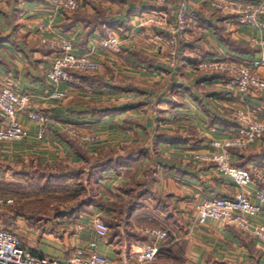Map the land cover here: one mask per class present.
I'll return each instance as SVG.
<instances>
[{
	"label": "crops",
	"instance_id": "obj_1",
	"mask_svg": "<svg viewBox=\"0 0 264 264\" xmlns=\"http://www.w3.org/2000/svg\"><path fill=\"white\" fill-rule=\"evenodd\" d=\"M206 1L194 0L191 5L207 8ZM80 3L77 13L67 14L57 10L51 0H0V89L11 88L18 95L31 96L32 109L56 118L60 127L77 126L99 133V144L83 151L95 155L98 150L108 149L113 157L106 159L105 168L102 166L106 161L98 160L95 163L101 167L93 171L86 169L87 160L73 151L59 129L52 128L38 141L37 126L19 115L17 120L29 136L24 142L0 144V186L17 189L25 186L20 180L27 183L33 179L35 169L31 167L36 163L48 168L49 179L56 174L53 166H60L59 178L74 175L89 182L94 176L91 182L108 192H119L122 186L130 189L147 184L149 188L139 196L140 207L132 210L125 226L133 223L134 218L140 229L166 230L170 236L161 244L157 259L144 264H264V247L257 239L218 223L195 224V206L201 199L230 196L239 191L213 164L194 160L196 155L214 154L212 144L230 137L228 130L233 122L226 115L229 102L224 99V93L208 95L202 91L216 80L204 75L191 79L200 74L192 68L188 73L191 82L175 77L179 66L171 68L164 51L153 45L151 33L136 27L135 13L155 10L154 0H82ZM223 19L205 14L195 19L193 38L196 36L197 42L186 45L191 48V57L185 56L186 65H180L184 70L195 66L204 54L226 50L245 60L261 58L264 45L252 48L242 42L240 35L230 34L229 39L238 46L229 49L228 43L213 35V29L222 28L219 24ZM39 23L44 29L38 28ZM104 26L129 35L120 54L98 49ZM153 34L158 35L156 31ZM161 35L158 36L163 38ZM248 35L264 41V32H248ZM42 40L46 43L69 40L76 55L93 52L92 59L99 65L98 74L77 76L76 84H60L55 88L45 79L53 51ZM258 71L264 77V67ZM165 81L168 88L179 86L175 89L178 94L170 98L161 95L158 88ZM55 91L65 92L66 98L51 99ZM217 98L224 102L218 108L205 106L206 100ZM248 103L256 112L255 119L264 121V98L249 97ZM151 109L161 118L153 117ZM185 123L191 129V136L183 135ZM228 152L232 166L255 170L254 175L264 176V136L243 151ZM255 190L256 184L249 186L251 194ZM119 193L116 195H126ZM250 221L264 226V204ZM146 239L141 237L142 241ZM114 242L110 245L107 241L97 242V252L118 257L120 247L112 245ZM130 249L124 264H129ZM119 260L118 257L116 261L120 263Z\"/></svg>",
	"mask_w": 264,
	"mask_h": 264
},
{
	"label": "built area",
	"instance_id": "obj_2",
	"mask_svg": "<svg viewBox=\"0 0 264 264\" xmlns=\"http://www.w3.org/2000/svg\"><path fill=\"white\" fill-rule=\"evenodd\" d=\"M171 0H157L156 11H149L145 19H161L170 17L179 23L188 14L191 15V39L196 34L195 12L189 11L188 5L194 0H174L177 3L173 7L172 14L165 4ZM215 11L224 15L222 28L226 34L241 36L242 40L251 46L264 45L261 38L248 35V32L263 34L264 32V0H208L206 1ZM58 10L64 12H76L80 9L81 3L78 0H52ZM147 12L136 15L139 20H145ZM185 17V18H184ZM195 21V22H194ZM184 25V24H183ZM44 26L42 25V28ZM183 31V29H180ZM201 31V29H198ZM104 37L99 40L98 49L105 52H118L121 44L117 33L111 27H103ZM44 43H46L43 40ZM173 36L171 44L176 43ZM54 53L53 62L45 75L47 82L52 84L71 85L72 76L68 71H96V62L92 60L93 52L88 51L79 55L75 54L73 43L69 40H55L48 42ZM264 67V53L259 60L248 61L230 51H223L220 56H213L210 53L196 60L195 66L191 68L195 72L204 73V76L213 77L216 86H224L233 90L235 98L243 100L254 92L264 96V78L257 72ZM57 87V86H55ZM253 92V94H252ZM63 94L57 91L50 95V98H60ZM258 97V96H253ZM31 96L18 95L11 88L0 89V144L22 142L27 139L28 133L15 120L19 114L38 126V138H42L47 126H57L50 116L42 115L40 112H30L29 105ZM230 137L224 142H214V154L196 155L194 160L197 163L213 164L216 171L225 178L230 179L238 188V192L230 196L218 198H203L195 206V224L204 226L208 223H218L230 226L250 237L257 239L264 247V226L251 223V219L260 213L264 204V176L254 175L255 170H246L231 165L229 150L238 152L247 149L257 139L264 136V121L250 117L248 113L241 111L234 115L233 126L228 130ZM70 136L77 137L78 133L69 130ZM78 138V137H77ZM82 139V138H80ZM256 184V190L251 194L249 186ZM255 200L257 203H254ZM13 204L12 199L0 198V209ZM12 217V216H10ZM13 218V217H12ZM20 225H27L22 218H14ZM92 235L94 241L87 243L84 247L71 248L67 256L55 258L34 252L31 247L23 244L20 236L9 228H4L0 221V264H120L113 257H106L96 250L97 241L106 242L110 228L100 219L94 218L91 221ZM147 239L134 245L128 256L129 264H144L154 262L160 251L161 244L167 239L166 230L140 229Z\"/></svg>",
	"mask_w": 264,
	"mask_h": 264
},
{
	"label": "rangeland",
	"instance_id": "obj_3",
	"mask_svg": "<svg viewBox=\"0 0 264 264\" xmlns=\"http://www.w3.org/2000/svg\"><path fill=\"white\" fill-rule=\"evenodd\" d=\"M81 1L82 0H78V2H81ZM156 2L157 0H154L155 6H156ZM165 5L167 6V9L170 10V8H173V7L176 8L177 3L174 0H171L169 1V3ZM187 5H188L190 12L191 11L195 12L194 20L197 19L198 16H200L201 14L202 16L205 14L207 17L214 18L217 20H219L220 17H224L222 13L215 11L210 5L207 6V8L206 6H201L198 4L193 6L191 5V2ZM156 9L154 11H156ZM198 11L200 12V14L197 15ZM141 12H144V11H137L135 13V17H137L136 15L140 14ZM148 12L149 11H147L146 13L147 16L143 17L144 19L148 17H155L152 15H149ZM65 13L73 14L74 12L73 13L65 12ZM156 18L157 20L155 19L139 20L138 18H136V27L138 29H144L148 31L149 34L151 33V37H152L151 39L154 41L152 42L153 45L157 44L159 49L164 51V53L167 56L168 65L171 68H176L177 66H179V68H177L176 71L174 72L175 77H179L180 80H183L185 82H191V79L202 76L204 73L200 72V74L198 75L196 74L195 76L191 77V79H189L188 73H191V66H189L190 71L189 69L184 70L181 67V66H185L186 59L188 60V58L191 57V48L190 46H186V45L188 44L191 45V41L197 42L196 36L195 38L191 39V15L188 14L187 17L186 18L184 17L185 19L180 20L179 23L177 21L175 23L172 20V15L170 17L166 16L163 19H161L160 17H156ZM42 25H43L42 23H39L38 28L41 29ZM219 25L222 26V24H219ZM180 29H183V31H181ZM112 30L117 33L118 39L121 42V44L119 45L120 46L119 51L113 52V54L118 55L121 53L123 49V44L130 37L128 34H126V31L117 32V30L113 28ZM155 31L158 33V35L160 33L164 35V37L160 38L158 35L153 34L155 33ZM217 31H219L220 33H216ZM213 32L215 33V34L213 33V35L218 40H222L225 44L230 43L233 47L238 46V45H235L229 39L230 33L226 35L223 28H219L215 30L213 29ZM173 36L176 38V41H177L174 45L171 44V40ZM155 38L157 39L159 38V39L156 40ZM242 42L244 41L242 40ZM42 43L49 47L48 43H44L43 40H42ZM246 45L252 48H256V46H251L249 44H246ZM243 48L248 49L247 47H243ZM220 53L222 54L223 52H220ZM220 53L215 52L213 56L218 57L220 56ZM212 54L213 53H211V55ZM53 56H54V53H53ZM185 56H189V57L187 58ZM248 61H252V60H248ZM96 65L98 67L96 71H68V74L72 76L71 84H76L74 78L77 76H82V77L88 76L89 77V76L97 75L99 72V65L97 63ZM257 72L259 73V71ZM259 75L263 77L260 73ZM49 84H51L54 87L60 85V84L55 85L52 83H49ZM166 84L167 82L165 81L158 88V90H161V95L163 94L165 98H170L172 94L174 95L178 94L176 93L175 89H177V87L179 86L174 85L173 87L169 86L170 88H168ZM216 85L217 84H210L208 87H204V90L202 91L208 93V95L210 93H213L214 95H216L218 94L217 91L218 92L220 91L224 93L223 95L225 97L228 96L227 98L224 97V99H227V102H229L227 103L228 112L226 115L228 119L231 120V122L234 121L235 113L239 111L243 113H248L250 117L253 116L254 109L249 106V103H248L249 97H247L246 99L244 97L243 100H239V98H235V95H234L235 92L233 90H230L229 88H226L224 86L220 87ZM187 92H189V90ZM58 94H63V96H61L60 98H53L54 100H64L66 98L65 92H58ZM253 96L264 98V96L259 95L258 92H254V95H250V97H253ZM234 102H236L239 105L234 106L233 105ZM220 103L222 104L224 103V102H220V98H217L216 100L215 99L206 100L205 106H208L213 110L214 109L213 106L218 108L220 106ZM31 106L32 104L30 103L29 105L30 112H40V114L42 115H46L48 117L50 116L49 114H46L45 112H42L39 110H33ZM153 106L155 107V105ZM151 110H152V113L154 114L153 117L156 116L157 118H161V117H158L160 115L157 113V111H154L153 109ZM255 113L256 112H254V114ZM19 115H22V114H19ZM19 115L15 117V120L22 128H24L22 124H20L17 120V117ZM22 116H25L26 119L29 122H31L27 118L26 115H22ZM50 118H52V120L56 124L60 123L59 120H57L56 118H53L52 116H50ZM31 123L34 124L33 122ZM183 125L186 126V129L184 130L188 129V131L186 132H184L183 130V135L191 136V129L187 127L186 123ZM52 128L59 129L58 131H60V134H62V136H64L70 142L71 141L75 142L76 144L75 148L78 149V152L80 153L83 152L84 158L88 162L84 166V168L86 169H89V167L92 164H95V162H97L98 160L106 161V159L113 157L112 151H109L108 149L98 150L96 151L95 155H89L87 152L83 151V150H86V148H91L99 144V142L101 141L99 133L93 130L81 129V128L79 129L77 128V126L74 127V126H69V125L66 127L65 126L60 127V125L59 126L57 125L55 127L47 126L46 128L47 131L45 135L49 131H51ZM69 130L74 131V132L76 131L78 133V136H77L78 138L70 136ZM45 135L42 138H38V136H36V138L39 141V140H42L45 137ZM176 138H181V136H176ZM12 143H19V142H12ZM7 144H11V143H7ZM154 151L155 150L153 149V152ZM201 164H205V163H201ZM43 167L45 166L40 165L38 163H36L33 167H31V169L33 168L35 169V176L33 177V179H30L29 182L27 183L26 181L20 180V182L22 181L26 185L20 187L22 188L21 189L22 191L21 190L19 191L17 190V188H15L14 190L15 191L17 190V191L16 193H14L13 197L12 196L10 197L9 195H7V193L4 194L3 190H5V188L4 187L1 188L0 186L1 188L0 198H3L5 200L13 199V204L11 205V208H8L9 207L8 206L6 208L0 209V221L3 224L4 228H9L11 229V231L19 235L20 239H22L23 244L25 246H27L28 248L31 247L34 250V252L41 253L43 255L50 256V257L61 258L64 255L67 256L71 248L84 247L86 243H89L95 240L92 235V228H91V221L94 218H98L101 221L107 222V224L111 225L112 228L109 226L111 230H110V233L107 239V243L109 245L113 243V241H115L114 244L112 245L118 244L119 245L118 248L120 247V249L123 248L128 251V249H130L131 247L130 245L134 244V242L135 243L142 242L141 237L143 236V234L142 232H140L141 225H138L137 220L134 218H133V221H134L133 223H129L128 226H124L125 228L124 230H120L121 234L117 232V229L119 227L117 225L121 223V218H122L120 211L123 208V206L126 205L125 202L130 198V195L129 197L127 195H125V197H120L116 195V193L120 192L122 194L121 191L117 192L116 190H114V192H108L105 188H100L97 185V183L91 182L92 180H95L94 176L90 180V182H87L86 180H83V179L81 181L80 180L81 178L80 179L74 178L71 180H64V181L58 180L59 170L58 168H55L56 166H53V173H56V174H53L51 176L52 179H49L48 176L46 175L49 172L47 171L48 168L47 167L43 168ZM43 174H45L44 179H43ZM78 184L79 185L82 184L80 186L81 188L82 186L84 187V189H81L82 194H80V196L74 198L69 195L70 193L68 194L64 192L66 189L69 188L68 186L73 185L74 187H76ZM65 187H68V188H65ZM70 188H73V187H70ZM131 188H134V187H131ZM122 189L125 192L129 191L128 187H125V186H122ZM136 189L140 190V188H136ZM23 191L26 192L24 196H22ZM87 201L92 202V205L89 207L86 205H83V206L80 205L82 203L83 204L87 203ZM136 202L137 203L136 205H134V208L140 207V203H139L140 200L137 199ZM93 209H97L99 212L95 211L94 213L92 211ZM13 210L18 211V212L21 211L23 215L20 214L19 217L24 219L25 221H28V222L30 221V223H27V225H23V224L20 225L19 223H17L14 218L10 217L14 215L12 213ZM109 210H114V211H112V213H109L107 212ZM127 220L124 219V222H126ZM115 255H117V253H115ZM113 257L116 260H118L119 256L118 257L113 256Z\"/></svg>",
	"mask_w": 264,
	"mask_h": 264
},
{
	"label": "trees",
	"instance_id": "obj_4",
	"mask_svg": "<svg viewBox=\"0 0 264 264\" xmlns=\"http://www.w3.org/2000/svg\"><path fill=\"white\" fill-rule=\"evenodd\" d=\"M75 13V12H74ZM73 13V14H74ZM77 13V12H76ZM228 46H229V49H233L234 47L230 44V43H228ZM70 143V145L72 146V148H73V151H75V152H77V153H79V155H81V156H83V158H84V154L83 153H80V152H78V149L77 148H75L76 147V144H75V142H73V141H71V142H69ZM108 162L106 161L105 162V164L102 166V167H107L108 165ZM98 167H101V166H98L97 165V163H95V164H92L90 167H89V169L91 170V171H93L94 169H97ZM56 168H58V170L60 171V166L58 167H56ZM71 177H73V178H59V176H58V180H62V181H64V180H71V179H74L75 177H74V175H70ZM90 182V181H89ZM82 184H78L76 187H74L73 185H70V186H68V187H65V188H68V189H66L64 192L65 193H70L69 195L70 196H72V197H78V196H80V194H82V190L81 189H84V187L82 186V188L80 187ZM4 188H5V190H7V191H5V190H3V193L5 194V193H7V195H9L10 197L12 196H14V193H16V191L17 190H21L22 188H19V189H17L16 191L14 190L15 189V187H12V186H10V185H8V186H3ZM70 187H73V188H70ZM1 188H2V186H1ZM1 188H0V190H1ZM135 188V189H134ZM134 188H131V189H129V191L127 192H125L123 189H120V191L122 192V193H124V194H128V195H130V198L125 202V201H123V202H125V204L126 205H124L123 206V208L121 209V211H120V214H121V223L119 224V225H117V226H119L118 227V229H117V232L119 233V234H121V232H120V230H124L125 228H124V226L126 225V222H124V219H128L129 217H130V214H131V212H132V210L134 209V205H136V201H137V199H139V196H140V194L144 191V190H146V189H148L149 187L147 186V184H145V185H143V186H140V185H138L137 187H134ZM136 188H140V190H137ZM9 189H10V191H9ZM5 191V192H4ZM22 191V190H21ZM25 193L26 192H22V196H24L25 195ZM67 194V195H68ZM81 206H83V205H86V206H91L92 205V202H90V201H87V203H85V204H80ZM13 207V206H12ZM80 207V206H79ZM8 208H11V206H9ZM81 208V207H80ZM87 211V210H86ZM112 211H114V210H109V211H107V212H109V213H112ZM12 213L14 214L12 217L13 218H15V217H19L20 216V214L21 215H23V213H21V211H15V210H13L12 211ZM24 216H25V214H24ZM28 223H30V221L28 222ZM108 227L110 226L111 227V225H109V224H107V222H104ZM109 227V228H110ZM112 228V227H111ZM110 228V229H111ZM168 233V236H167V239H166V241L169 239V236H170V234H169V232H167ZM165 241V242H166ZM126 251L127 250H125V249H120V254L121 255H119V258H120V263L121 264H124L127 260H126ZM161 253V252H160ZM159 253V254H160Z\"/></svg>",
	"mask_w": 264,
	"mask_h": 264
}]
</instances>
